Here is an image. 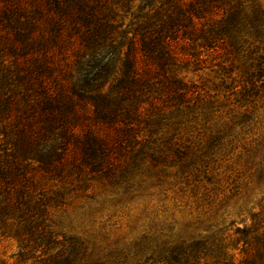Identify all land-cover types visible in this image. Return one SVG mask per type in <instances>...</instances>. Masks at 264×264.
Segmentation results:
<instances>
[{
	"label": "trees",
	"instance_id": "16d2710c",
	"mask_svg": "<svg viewBox=\"0 0 264 264\" xmlns=\"http://www.w3.org/2000/svg\"><path fill=\"white\" fill-rule=\"evenodd\" d=\"M140 1L123 29L120 11L130 12L135 0H0V235L19 242L21 261L77 264V245L59 241L48 224L53 200L45 181L110 166L108 156L137 142L142 125L170 127L168 144L178 156L174 138L200 127L225 133L215 102L203 100L177 66L261 41L264 10L254 0ZM49 11L59 26L68 18L78 32L87 29L92 79L82 93L72 69L53 62L44 37L54 26ZM260 51L248 56H256L251 74L264 66ZM116 62L120 73L105 92ZM251 147L250 182L264 186V140ZM243 224L191 245L152 249L147 264H264V196Z\"/></svg>",
	"mask_w": 264,
	"mask_h": 264
},
{
	"label": "rangeland",
	"instance_id": "374dc122",
	"mask_svg": "<svg viewBox=\"0 0 264 264\" xmlns=\"http://www.w3.org/2000/svg\"><path fill=\"white\" fill-rule=\"evenodd\" d=\"M254 1L264 10V0ZM140 3L135 0L130 12L120 11L123 29ZM48 15L54 26L44 28V37L51 42L53 62L72 69L82 93L92 79L82 35L87 29L77 26L78 32L68 18L59 26L58 15ZM252 42L240 52L217 51L201 62L177 66V75L197 86L203 100L215 102L224 134L200 127L182 141L174 138L171 145L181 148L178 156L168 144L170 127L142 125L137 142L124 143L108 156L110 166L45 181L50 190L44 194L53 200L48 224L59 241L77 245V264H147L152 249L191 245L217 230L244 225L264 196V186L250 182L255 168L253 159L248 161L252 141L264 140V66L253 74L247 69L257 63L256 56H248L263 53L264 36ZM120 66L116 62L111 78L103 81L105 92L115 84ZM19 253L16 239L0 235V264H40L21 261Z\"/></svg>",
	"mask_w": 264,
	"mask_h": 264
}]
</instances>
